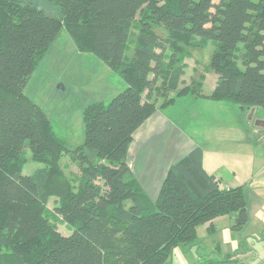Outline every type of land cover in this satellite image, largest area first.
I'll use <instances>...</instances> for the list:
<instances>
[{"label":"trees","instance_id":"16d2710c","mask_svg":"<svg viewBox=\"0 0 264 264\" xmlns=\"http://www.w3.org/2000/svg\"><path fill=\"white\" fill-rule=\"evenodd\" d=\"M38 1L56 16L0 0V264H166L216 217L232 216L231 229L243 230L242 189L208 175L199 147L168 168L154 201L127 154L144 122L180 98L264 111V0ZM62 28L126 85L107 105L83 108L75 149L23 93Z\"/></svg>","mask_w":264,"mask_h":264},{"label":"rangeland","instance_id":"374dc122","mask_svg":"<svg viewBox=\"0 0 264 264\" xmlns=\"http://www.w3.org/2000/svg\"><path fill=\"white\" fill-rule=\"evenodd\" d=\"M26 1L42 10L45 15L56 16L55 9L49 5L38 0ZM133 25L136 26L135 23ZM135 35L134 27L128 41L126 52L128 58L133 51ZM234 56L238 68L243 70L244 52H236ZM203 75L204 68L198 62L192 77L195 86L201 84ZM125 88L126 85L120 73L112 71L93 55L80 53L66 29L62 28L48 53L35 68L23 93L49 117L54 131L63 138L64 143L70 149H75L83 142V108L95 101L107 105ZM159 112H163L172 123L184 131L188 138L193 139L204 149L210 142L209 137L215 135L216 129L226 131L235 126L241 132L240 137L243 133L247 135L252 132V135L258 131L264 136V111L261 108H253L250 113L247 110L243 113L239 111L238 105L196 99L190 95L177 99L172 106ZM166 133L168 132L164 128L162 132L151 137L155 141L154 149L157 150L153 154L154 162L162 160L164 167H167L168 163L173 164L178 161L175 156L173 158L170 155L163 156L161 146ZM227 134L231 135V133ZM135 136L138 139L140 137ZM157 136H159L158 139H156ZM231 140L233 138H230ZM133 141L132 148L135 150L140 141L137 139ZM165 142L164 144H167ZM212 144H214L213 140ZM167 148L168 145H165V149ZM134 150L131 151L129 163L134 162L132 159L135 156ZM86 155L91 162L96 161L92 152H86ZM221 162H225V165H235L237 160L225 157L218 160L219 165ZM233 224V218L222 216L216 217L212 223L198 226L195 229L194 242L175 248L166 264H223V258L229 255L232 257L228 264L253 263L262 256L259 253L257 242L253 239L254 236L247 230L245 232L243 230L233 231L231 229Z\"/></svg>","mask_w":264,"mask_h":264},{"label":"crops","instance_id":"0c3cea01","mask_svg":"<svg viewBox=\"0 0 264 264\" xmlns=\"http://www.w3.org/2000/svg\"><path fill=\"white\" fill-rule=\"evenodd\" d=\"M246 110L248 113L251 112V109ZM246 110L239 108V111L243 113ZM164 128L168 133L164 137V142L166 141L167 144L163 142L161 146L163 156L170 155L172 158L175 156L179 160L194 148L199 147L203 153V168L208 175L213 176L220 184L223 183L222 187L226 189H242L248 214V223L243 231L247 230L254 236L253 239L257 242L259 253L262 255L251 264H264V136L262 133L259 131L252 135V132L247 135L243 133L240 137L241 132L235 126L226 131L216 129L215 135L209 137L207 149H204L193 139L188 138L184 131L172 123L163 112H156L134 133L133 139H137L140 143L134 150L132 140L127 154V164L132 174L152 201L156 199L165 174L172 165L168 163L167 167H164L162 160L154 162L153 154L157 150L154 149L155 141L151 137L162 132ZM135 135L140 136L139 139ZM170 135L172 137H169ZM230 138L233 140L230 141ZM212 140L214 144L211 145ZM165 145H168L167 149ZM133 150L134 162L129 163ZM225 157L236 159L237 163L225 165V162H221L219 165L218 160Z\"/></svg>","mask_w":264,"mask_h":264}]
</instances>
